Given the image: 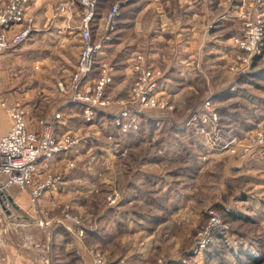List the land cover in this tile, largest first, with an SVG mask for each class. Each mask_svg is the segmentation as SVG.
<instances>
[{"label": "rangeland", "instance_id": "rangeland-1", "mask_svg": "<svg viewBox=\"0 0 264 264\" xmlns=\"http://www.w3.org/2000/svg\"><path fill=\"white\" fill-rule=\"evenodd\" d=\"M34 1L30 0L31 3ZM42 1L47 6L37 7L33 13L40 16L42 23L60 17L66 19V15L58 12L61 0ZM201 1L98 0L92 29L94 38L101 32L103 13L117 2L120 6L115 19L114 40L107 43L101 53L112 67L110 74L113 78L104 90V101L108 106L91 122L85 123L78 106L68 105L69 111L63 112L64 118L57 124V134L65 131L62 125L66 120L77 130V133L68 130L69 135L76 134L81 140L71 150L53 159H45L44 163L42 160L35 182L21 188L8 185L5 177L0 175V246H8L5 249L19 257L18 262L58 264L62 259L64 264H264V161L230 154L225 149L214 151L206 143L215 137L213 128L208 130V135H201L191 131V127L180 132L174 127L185 122L188 112L210 95L204 79L210 80L212 92L233 78L232 84L227 85L239 96L241 93L236 91V86L244 87L246 82L252 83L254 93L264 94L263 76L250 74L258 67H264V54L253 60L247 75L238 77L230 67L234 63L232 55L235 51L225 44V40L231 42L243 28L241 14L253 10L254 0H217L214 7L211 5L213 0L202 2L206 6H201ZM262 2L260 11L264 17V0ZM229 3L240 7L236 19H232V23H229L230 18H227L229 21L212 22L216 20L218 9L225 4L229 6ZM71 10L74 15L65 31L42 27L40 32L30 34L25 45H21L22 42L7 49L23 48L18 58L1 67L0 83L23 78L28 82L27 94L17 93L8 100L0 99V108L7 114L2 104L23 107L29 129L42 127V122L69 101L70 78L81 50L80 20L76 14L82 9L74 4ZM221 21L225 26L219 30ZM218 33L222 38L220 55L213 54L215 50L210 46L206 53L202 50L205 56L199 60L195 54L199 38L204 34L212 37ZM211 37L206 40L211 42L210 45L215 41ZM184 40L195 42L192 51H185L195 54L188 70L183 65L188 60L182 57L184 51H177L185 44ZM136 64L140 69H149L155 76L162 77L153 97L155 105L142 109L138 129L121 133L111 114L117 113L124 103H137V91L133 90L138 75L133 70ZM172 65L175 73L170 74ZM94 74H97V66ZM60 84L64 90L59 89ZM238 100L242 104H237L235 99L229 102L212 100L221 140L244 137L255 132L257 127L264 130V106L250 101L244 102L249 105H243V101ZM226 113L236 114L235 122L227 121ZM168 132L175 137H171L170 142H162ZM198 141L202 144L200 155L195 149ZM119 148L118 154L109 155V151H118ZM70 151L79 154L69 158L66 155ZM179 151L183 152L180 162L186 163L187 167L192 166L193 157H201L202 163L199 175L184 177L189 173L185 170L182 172L184 176L179 177L175 191L178 194L175 195L184 203L177 208V213L173 218L159 222L153 232L116 233L117 219L104 222L101 215L106 210L120 207V197L126 188L124 184L132 179L135 167L145 165L153 171L161 168L165 173L168 164L177 168L180 163L165 165L166 161L160 157ZM215 157L216 161L212 160ZM150 158L156 161L152 162ZM57 160L62 162L57 163ZM203 161L209 165L205 167ZM193 162L197 164L198 160ZM237 162L242 168L231 170ZM76 165L82 167L77 173ZM49 176H60V182L34 199L35 184ZM60 193L62 197H58ZM21 196L25 199L21 200ZM158 200L165 202L161 197ZM210 211L220 217L226 229L223 233L213 234V241L202 254L193 255L190 250L202 227L208 223ZM79 225L85 228L84 233H79ZM59 229L63 232H58ZM93 231L95 233L90 234ZM71 242L79 246L65 249L66 243L72 245ZM125 246L130 247L126 249ZM5 249L0 250V264L11 262Z\"/></svg>", "mask_w": 264, "mask_h": 264}, {"label": "built area", "instance_id": "built-area-1", "mask_svg": "<svg viewBox=\"0 0 264 264\" xmlns=\"http://www.w3.org/2000/svg\"><path fill=\"white\" fill-rule=\"evenodd\" d=\"M262 1L254 0L253 10H246L241 14L243 28L231 40V46L235 52L232 55L234 63L230 67L235 70L238 77L247 75L253 60L264 54V17L260 11L263 8ZM29 4L30 0H0V54L24 42L30 34L38 30L35 17L28 12ZM74 4L82 9L81 13L76 14L80 20L81 50L76 68L70 78L69 93H67L69 101L54 112L51 118L42 122V127L34 130L27 126L26 111L23 107L2 104L11 119L10 129L0 136V175L5 177L8 185L15 184L21 188L30 185L35 180L39 163L42 160L53 159L79 144L81 137L75 136L76 134L69 135L68 131L61 135L57 134V124L63 120V112L69 108V104L78 106L85 123L91 122L108 106L104 101V90L113 78L110 74L112 67L101 57V53L105 45L114 40L115 19L120 9L119 2L103 13L101 32L96 38L92 34V29L98 0L65 2L58 7L59 14L66 15V20L69 21L74 15L71 10ZM96 66L97 74H94ZM133 70L138 74L133 86V90L137 91V103H124L117 113L111 114L114 125L121 133L138 129L142 109L155 105L153 97L158 89V80L162 77V75L155 76V73L152 74L149 69L147 71L140 69L137 64L133 66ZM58 86L60 90H64L62 84ZM212 100L209 95L199 106L190 110L185 122L174 125L176 132L191 127L190 130L193 132L195 130L201 135H208V130L213 128L215 137L211 141L207 140L206 143L214 151L221 152L225 149L230 154L255 157L264 161V130H259L257 127L255 132L244 137L233 136L221 140L218 137L220 130L215 125L218 116ZM60 179V176H49L35 184L34 199L39 198L41 193L52 189L60 182ZM208 216V223L202 227L200 236L190 250L193 255L202 254L213 241V234L223 233L226 229L215 212L210 211ZM79 226L81 229L79 233H84L85 228Z\"/></svg>", "mask_w": 264, "mask_h": 264}, {"label": "crops", "instance_id": "crops-1", "mask_svg": "<svg viewBox=\"0 0 264 264\" xmlns=\"http://www.w3.org/2000/svg\"><path fill=\"white\" fill-rule=\"evenodd\" d=\"M64 2H66V0H63V1L61 0L59 2V4H63ZM202 2H205V0H202L200 5L206 6V4H205L206 2L205 3H202ZM216 2H217V0H213V2L211 4L212 7H214V5H216ZM40 3H41V5H40ZM38 5H40V6H38ZM226 5L227 4H225V7H220L218 9V12H216L217 13L216 14V20H213L212 22H216V21H219L222 19L225 21H229L227 18H230L231 20L229 21V23H232L233 20L236 19V15L238 13L237 10H239L240 7H238V5H234L232 3H229L228 4L229 6H227V7H226ZM45 6H47L46 2L45 1L40 2V0H35L33 3L30 2V4H29L28 12L31 13L32 15H34L35 24L38 27V30L36 32H40L42 27H48V26H50L49 28L55 29L57 31H65L66 30L65 28H68V26H67L68 25L67 23L69 22L68 20L63 19L61 17L51 20L50 19L52 16V14H51L49 17L50 20L42 23L40 18H38L40 16H38L37 14H33L35 8L45 7ZM145 8L146 7H142V9H145ZM222 21H221V25H220L219 30L225 26V24H223ZM207 37L210 39L211 36L210 35L205 36V34H204L203 37H200L198 40V44H197V47L195 49V54L197 55V58H199V60H200V58L202 59V57L205 56V53L207 52L208 48H210V46H212L213 49L215 50V52H213V54L220 55L221 48L219 45H221V43H222L221 35L219 33L212 35L211 38L214 39L215 41H217V44L214 41L212 45H210L211 42L206 41L208 39ZM176 43H178V42H176ZM184 43L185 44L183 46H181V48L178 49L177 51L178 52L184 51V53L182 54V57L185 59H188V60H186L185 61L186 64L184 63L183 65L188 70L191 67L190 61H192L193 55H195V54H188L185 51H188V50L192 51V49L194 48L195 42L190 43L188 40L187 41L184 40ZM225 44L228 45L229 47H231L230 50H232L231 42L229 40L228 41L225 40ZM21 45H25V42L22 43ZM22 49H23L22 46L16 47L14 49L7 50L0 55V72H1V67L4 64H8L10 62H13L14 59L18 58V55H20V53H21L20 51H22ZM202 50H203V52H205L204 54L202 53ZM171 56H172V58L174 57L173 54ZM173 62H174V60H173ZM263 64H264V62L262 63V65ZM35 67H37L36 64H35ZM170 69H171L169 72L170 74L175 73L174 65H172L170 67ZM250 74L254 75V76L255 75L257 76V74H261V75H263L262 78H264V67L260 66L256 70H253V72H251ZM231 79H233V78L226 80V82L222 84L223 87L218 89V90H215V92H212L213 90L211 88L210 80L204 79L203 82L205 81L204 85L207 86L206 89L209 91V94L213 98V100L220 101V102H225V101L229 102V101H232L235 99V102H237V104H242V102L240 100H238V98H239L243 101V105H249V104H245V103L250 101L252 104L255 103L256 105H259V106L263 105L264 106V94H259L256 92L254 93L253 87L251 85L252 83L246 82V85L244 87L236 86L237 87L236 91H239L241 93V96H239L240 94L236 93L235 90L232 91L230 89V87L228 88L229 85H227V84L230 82L232 84ZM27 85H28V82H24L23 78H11L10 80L4 81V83H2V84L0 83V99L5 98L8 100L9 97H11L17 93L27 94V90H25ZM68 111H69V108L67 110H65L64 113H67ZM228 113H226L228 115L226 120L235 122L236 114H234V115L230 114L229 115ZM10 125H11V119L9 118V116L7 114H5V112L3 113L1 108H0V135L5 134L10 129ZM62 128H63V131L65 130L64 132L71 130V131H74L77 133L76 127L69 125L66 122V120H65V124L62 125ZM236 134L237 133H235V135ZM171 137L174 138L175 134H173L172 132H168L167 137H165L161 141L162 142H167V141L170 142ZM201 145L202 144L199 141L196 144L195 149L197 150L198 155L201 154L199 151L201 148ZM120 148L122 149V147H120ZM120 148H119V150H120ZM186 149H187V147H186ZM73 153H75V154H73ZM73 153H72V151H70L67 153L66 156H68L69 158H71V156L72 157L76 156L77 151L76 152L73 151ZM108 153H109V155H112V154H118L119 152L117 150H114L113 152L109 151ZM182 153H183L182 151H179L177 153L172 152V153H169L167 157H164V156L160 157V159L163 158L166 161V162H164L165 165L168 163H172V162L173 163L174 162L180 163V165L177 168H172L170 166V164H168L165 167L166 170L168 169L165 173H164V170H161V168L153 171V170H151L152 168H149V166H145V165L135 167V169L133 170L134 173H133L132 179L124 184V186H126V188H125V193L123 194V196L120 197V198H122V199H120V207H118L117 209L112 208L110 210L104 211V213L101 215V217H103V219H104V222H107L110 218L117 219L118 222L115 224L116 226L114 225L115 226L114 229H116V233L126 234V235H131V234L135 235L137 233H143L144 230L147 233L153 232V230L155 229V226L159 225V222L162 223V222L170 219L171 217L173 218L174 214L177 213V208L180 206L181 203L182 204L184 203V201H182L183 199H180V197H176L177 195H175V194H178L175 192L176 188L178 187L177 181H178L180 176H184L182 172L185 170L189 171V173H188L189 176L186 174L187 176H184V177H190V176L192 177L195 175H199V173L201 172V170L199 171V169L201 168V163H202L201 157H199V159L197 157H193V159H191L192 160V166L187 167L186 163L180 162V161H182V159H180L181 156H183ZM66 156H63V157H66ZM69 158H65V159H69ZM216 159H217L216 157L212 158V160H215V161H216ZM150 160H152V162L156 161L154 158H150ZM195 160H198L197 164H195L193 162ZM45 161L46 160H43L42 163H44ZM59 162H62V160H57V163H59ZM203 163H205V161H203ZM214 163L210 164V165H214ZM78 164H79V162H78ZM234 164H235L234 166H231V170L232 169L236 170V169L242 168L240 165L241 163L237 162ZM42 165H44V164H42ZM49 165H51L50 162H49ZM208 165H209L208 162H206L205 167H207ZM181 166H183V167H181ZM75 167H76V173L78 172V170H80V169L82 170L81 166L76 165ZM204 170H205V168H204ZM173 192H175V193H173ZM62 195L63 194H61V195L58 194V197H62ZM181 195H184V194L182 193ZM158 197H161L162 199H164L165 202H163V203L160 202L158 200ZM20 199L24 200L25 196H21ZM15 201H16V199H15ZM161 215H163V216H161ZM58 232L62 233L63 230L59 229ZM91 233H95V231L90 232V234ZM112 233H113V230H112ZM99 234L103 237V235L101 233H99ZM1 235H2V233H0V236ZM71 244L72 245H69V243H66L67 246H65V249L68 247L79 246V244L75 243V242H74V244L71 242ZM7 247L8 246H0V250H2L3 248L5 249ZM128 247H130V246H125L126 249ZM5 250L7 251L6 256H8V259L11 260V262L8 264H25L22 260L18 262L19 257L16 258L15 257L16 255L14 256V253L11 252L9 249H5ZM8 251H10V253H8ZM87 259L88 258H86V260Z\"/></svg>", "mask_w": 264, "mask_h": 264}, {"label": "trees", "instance_id": "trees-1", "mask_svg": "<svg viewBox=\"0 0 264 264\" xmlns=\"http://www.w3.org/2000/svg\"><path fill=\"white\" fill-rule=\"evenodd\" d=\"M262 76H263V75H262ZM219 236H220V235H219ZM216 237H217V236H216ZM218 238H221V236L218 237ZM56 257H57V258H61L60 256H57V255H56ZM247 257L251 259L250 256H247ZM58 264H64V263L62 262V259L58 261ZM65 264H67V262H66Z\"/></svg>", "mask_w": 264, "mask_h": 264}]
</instances>
